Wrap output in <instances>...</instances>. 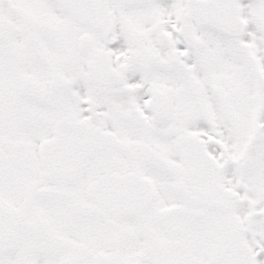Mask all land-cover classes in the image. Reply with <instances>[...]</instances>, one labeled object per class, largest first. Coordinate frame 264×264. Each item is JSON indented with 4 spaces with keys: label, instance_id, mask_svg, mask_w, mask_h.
Returning <instances> with one entry per match:
<instances>
[{
    "label": "snow or ice",
    "instance_id": "6c2138e0",
    "mask_svg": "<svg viewBox=\"0 0 264 264\" xmlns=\"http://www.w3.org/2000/svg\"><path fill=\"white\" fill-rule=\"evenodd\" d=\"M0 264H264V0H0Z\"/></svg>",
    "mask_w": 264,
    "mask_h": 264
}]
</instances>
